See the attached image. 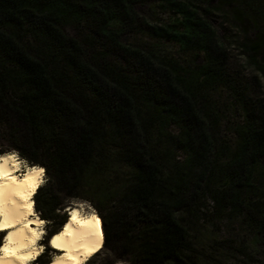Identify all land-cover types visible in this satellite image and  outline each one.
Here are the masks:
<instances>
[{"label":"trees","instance_id":"1","mask_svg":"<svg viewBox=\"0 0 264 264\" xmlns=\"http://www.w3.org/2000/svg\"><path fill=\"white\" fill-rule=\"evenodd\" d=\"M142 1L0 0V132L9 151L44 170L33 198L48 226L44 240L66 224L64 201H79L100 217V252L109 247L113 260L196 264L189 233L206 200L214 211L206 219L264 231V97L248 96L258 77L240 80L204 20L229 22L264 82V0H185L197 9L190 12L173 3L182 16L170 29L139 16ZM133 33L201 52L205 62L189 72L156 60L125 43ZM220 88L242 119L233 146L217 138ZM109 206L111 230L101 218Z\"/></svg>","mask_w":264,"mask_h":264},{"label":"rangeland","instance_id":"2","mask_svg":"<svg viewBox=\"0 0 264 264\" xmlns=\"http://www.w3.org/2000/svg\"><path fill=\"white\" fill-rule=\"evenodd\" d=\"M173 3L183 5L185 7L184 10L187 12L197 10L191 4L186 3L185 0H144L139 3L137 13L151 26L170 29L172 25L179 20V16H182L176 11ZM204 20L208 21L211 29L215 32L216 41L223 45L224 50H226V54L228 55L229 66L238 74L240 80L244 84H247L248 80L251 78L258 77V84H254V82H250V84H248V96L252 98L264 97V82L260 77V72L254 70L252 66L248 65L240 52V34L236 32L232 26H229V22H227L223 17L213 16L209 20L207 18H204ZM184 29L185 28L183 27H179L175 32L182 34ZM63 31L68 37L76 36L74 28L66 27ZM124 39L126 44L140 47L143 52L152 54L156 60L172 62V64H177L179 68L186 71L188 70L189 72H195V70L202 66L205 62L204 55L201 52L193 51L183 53L179 49L178 44L164 39H158L157 37L150 36L147 33L129 34ZM213 97L221 109V132L218 134L217 138L220 142H230L231 146H233L236 140L233 129L236 125L241 124V115L235 106L232 105L231 97L225 89L220 88L215 94H213ZM165 131L172 134L176 132L173 127H169ZM5 153L14 155L16 161L19 160L18 171L20 173L18 174L21 175L27 170V168L31 167L16 153L9 151L0 132V154ZM178 156H180L179 162H182L184 160V156ZM223 162H225V159L220 161V163ZM261 168L264 172V162ZM45 178V175H42L41 187L45 185ZM247 197L249 200L254 201L257 198V195L253 192ZM70 207L77 208L81 215L86 216L93 214L100 219V217L87 203L79 201H64L63 210L60 212V215L63 218L65 217L67 220V209ZM213 212V203L210 200H206L205 204L196 214H194V216H197L199 220L195 227L192 226V230L189 235L193 243V248L196 252L195 263L213 264L207 258L212 255L218 260V263L214 264H264V231L248 234L245 232L243 226H241L237 219H218L214 215L210 220L205 218L212 215ZM35 214L39 217L36 211ZM114 215L115 213L112 206L107 207L101 212V218H103L109 230L112 229L111 226H113ZM187 220H189V218H187ZM42 226L44 228L41 227V229L44 232L42 231L43 237L41 236V240L39 242L42 251L41 255H43L45 260L51 262L57 253L50 249L48 240H44L47 234V224L43 222ZM2 241L3 236L0 234V243H2ZM108 248L106 247L102 249V251L87 264H128L113 260ZM215 249L217 252H215ZM239 251L244 252L248 257L242 256ZM32 264H36V261Z\"/></svg>","mask_w":264,"mask_h":264},{"label":"bare ground","instance_id":"3","mask_svg":"<svg viewBox=\"0 0 264 264\" xmlns=\"http://www.w3.org/2000/svg\"><path fill=\"white\" fill-rule=\"evenodd\" d=\"M12 156H0V259L4 264H32L42 254L43 220L35 214L33 198L44 174L34 172L41 168L33 166L18 174L19 160L8 159ZM67 213L66 224L48 240L57 253L49 264H87L102 248L101 222L92 214L81 215L77 208L70 207Z\"/></svg>","mask_w":264,"mask_h":264},{"label":"snow or ice","instance_id":"4","mask_svg":"<svg viewBox=\"0 0 264 264\" xmlns=\"http://www.w3.org/2000/svg\"><path fill=\"white\" fill-rule=\"evenodd\" d=\"M33 171L34 172H38V174H40V173H43V169H39V170H36V169H33ZM29 208H31V205H29ZM94 219H95V217H94Z\"/></svg>","mask_w":264,"mask_h":264},{"label":"clouds","instance_id":"5","mask_svg":"<svg viewBox=\"0 0 264 264\" xmlns=\"http://www.w3.org/2000/svg\"><path fill=\"white\" fill-rule=\"evenodd\" d=\"M8 159L14 160L15 159V156L8 157ZM0 264H4V262L2 261V259H0ZM9 264H10V262H9ZM54 264H55V262H54Z\"/></svg>","mask_w":264,"mask_h":264},{"label":"water","instance_id":"6","mask_svg":"<svg viewBox=\"0 0 264 264\" xmlns=\"http://www.w3.org/2000/svg\"><path fill=\"white\" fill-rule=\"evenodd\" d=\"M52 236H54V235H52ZM52 236H51V237H52ZM51 237H50V238H51Z\"/></svg>","mask_w":264,"mask_h":264}]
</instances>
